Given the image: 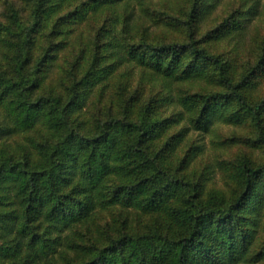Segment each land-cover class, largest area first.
I'll list each match as a JSON object with an SVG mask.
<instances>
[{
    "label": "trees",
    "instance_id": "trees-1",
    "mask_svg": "<svg viewBox=\"0 0 264 264\" xmlns=\"http://www.w3.org/2000/svg\"><path fill=\"white\" fill-rule=\"evenodd\" d=\"M133 1L144 0H0V264H234L249 254L250 214L264 204V164L242 157L230 165L236 191L205 192L204 181L186 173L197 147L184 154L178 175L161 151L179 139L155 146L182 120L205 131L217 117H249L253 143H262L264 98L253 104L246 94L264 68V48L236 79L227 58L195 40L201 0H193L188 41H143L128 60L167 81L205 76L225 92L180 99L185 110L166 118L154 100L131 116L125 99L121 113L113 107L90 127L73 119L117 65L105 63L98 36L90 44L77 27ZM116 206L166 223L102 237L95 219Z\"/></svg>",
    "mask_w": 264,
    "mask_h": 264
},
{
    "label": "rangeland",
    "instance_id": "rangeland-1",
    "mask_svg": "<svg viewBox=\"0 0 264 264\" xmlns=\"http://www.w3.org/2000/svg\"><path fill=\"white\" fill-rule=\"evenodd\" d=\"M192 3L193 0L120 2L116 10L98 13L96 19H89L88 24L83 22L77 27L84 30L77 36H83L90 44L98 36L101 46L97 50H101L106 57L105 63L117 65L113 78L103 82L101 91L100 84L86 95L81 109L73 115L76 123L90 127L96 120L108 116L113 107L121 113V100L125 99L133 104L135 113L131 116L151 100H154L155 112L160 118L177 116L179 111L185 110L179 106L180 99H198L200 95L225 92L210 84L205 76L188 81H167L128 60L130 51L143 41L155 45L188 41L187 23ZM200 3L192 23L195 40L199 46L227 58L234 77L239 79L244 69L252 68L263 56L264 0H201ZM227 19L231 22L222 26ZM115 51L123 53L125 60H121L120 54H115ZM252 84L246 96L255 104L264 98V68L253 77ZM192 114H185V118ZM262 125L264 127V122ZM185 127L188 130L183 135L181 131ZM256 133L249 117L237 123L225 122L217 117L205 131L195 130L187 125V120H182L174 128L167 129L155 148L160 149L165 139H179L177 144L161 151L166 165L179 175L183 173L179 167L184 154L191 147H197L186 171L189 178L203 180L205 192L216 188L230 195L236 191L229 173L232 163L247 157L257 165L264 164V139L262 143H253L258 136ZM250 217L256 225L250 227L253 232L249 254L234 264H264V204L259 212H251ZM95 223L100 232H106L102 237L109 235L115 238L127 231L144 233L153 227H163L166 222L157 214H144L116 206L100 213Z\"/></svg>",
    "mask_w": 264,
    "mask_h": 264
}]
</instances>
